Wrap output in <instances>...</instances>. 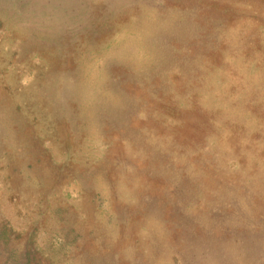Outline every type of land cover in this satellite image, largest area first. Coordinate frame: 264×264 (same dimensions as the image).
Segmentation results:
<instances>
[{
  "label": "rangeland",
  "instance_id": "obj_1",
  "mask_svg": "<svg viewBox=\"0 0 264 264\" xmlns=\"http://www.w3.org/2000/svg\"><path fill=\"white\" fill-rule=\"evenodd\" d=\"M0 264H264V0H0Z\"/></svg>",
  "mask_w": 264,
  "mask_h": 264
}]
</instances>
